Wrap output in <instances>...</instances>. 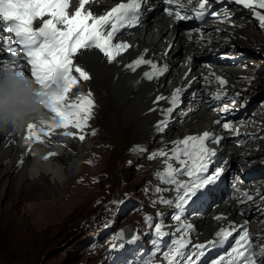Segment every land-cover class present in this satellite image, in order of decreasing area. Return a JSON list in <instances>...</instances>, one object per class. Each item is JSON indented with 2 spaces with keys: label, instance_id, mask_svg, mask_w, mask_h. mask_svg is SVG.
Listing matches in <instances>:
<instances>
[{
  "label": "bare ground",
  "instance_id": "obj_1",
  "mask_svg": "<svg viewBox=\"0 0 264 264\" xmlns=\"http://www.w3.org/2000/svg\"><path fill=\"white\" fill-rule=\"evenodd\" d=\"M73 2L75 4V0H73ZM121 2L126 3L127 0H94V2L89 5V7L93 12L97 14H104L112 7ZM165 7L167 6L163 3V0H146V3L142 5L140 23L135 27L121 30L119 40L127 42L132 47H130L126 52L117 57L118 63L108 64L106 59L96 50L85 52L83 55L78 56L76 58V63L78 61L83 62L84 64L79 66L88 71L92 77L91 80L87 81V84L85 86L84 83H81L80 88L89 90L92 95L93 93L104 94L101 91L107 92L109 89H115L114 94H112L113 97H122L123 102L121 104V108L123 109V111H127V113L125 114L126 126H120V129L123 132L125 130L131 131L132 134L134 132L133 137L140 138L138 141L145 143V148L149 143H151V146L154 144L153 151L150 156H153L154 153H157L161 149L169 151L174 147V144L172 142L180 140L187 135L201 134L204 131H210L214 132L217 136L222 137L219 144H208V147L215 150V154L210 158L208 172L204 173L203 176L214 175L217 170H224L229 165V163H232L229 159H225L226 161L221 160L217 163H213L211 161L217 156V151L223 145L225 146L226 144L224 143L228 141L226 138V129L222 127V124L226 123V121L234 120L237 116L234 115L225 120L223 118V114L220 112L221 109L219 107H211L212 105H210L209 103L207 104L203 101L204 89L207 88L206 86L202 85L207 82V79H204V76H220L226 72L223 70V65L231 64L230 61L225 58L221 60V62L214 63V57L211 56L213 52H217L216 54L219 55L222 52V49L226 47L227 43H233L234 52L230 53L229 51H227L225 54L245 55L249 52V49H251L250 46L253 45L255 39L251 36L250 32H245L244 28H242L243 25L241 29L238 26V28L231 30L230 27L224 25L221 22H213L203 28V32L199 35H201L202 37L211 38L212 41L213 39L219 40L210 43H207L204 39L196 40L191 33L187 32L185 29H182L179 23L174 18L167 15V13L164 11ZM245 13L246 11H242L243 15H245ZM3 35L8 34L3 33V24L0 23V40H2ZM223 38L229 39V41L224 42ZM176 48H178L179 50L183 49V54L178 55L177 53L173 52ZM145 49L148 50L147 54L145 55V59H151L161 66L163 64L168 65V72H166L163 76H160L158 79L149 81L143 77V72L150 70V67L147 65L141 66L135 72L126 70L124 68L125 64L131 62L141 54H144ZM165 53L167 54L165 55ZM5 59H10V56L6 52H4L0 56V60ZM247 62V59L243 60L242 58H240L237 59L234 65L243 67L247 64ZM22 64L26 66L27 74L30 76L31 66L26 65V61H23ZM100 71L108 72V76L105 78H97L96 74ZM227 73H229V75L231 74L230 72ZM238 73H242V71L239 69L235 70L234 75ZM162 87H164V89H162ZM177 88L182 89L180 103H186L187 105H184V107L174 113L175 116L176 114L182 113L186 106H190L189 109L187 108L188 112L185 113V115L173 117L169 114H165L164 111L165 109L171 107L168 101L160 100L157 102L156 97L160 95L164 97H170L174 90ZM74 90L75 88L72 90L73 93L70 92L68 94L69 100H74L76 98L77 91ZM110 102L111 99L107 97L106 103ZM111 113L113 117L115 116L118 118V109L115 108V110H112ZM218 119L221 120V124L214 123V121ZM161 121H167V126L163 131H159L157 129V125ZM231 124L232 122L229 125ZM139 125L142 126V129L137 127ZM133 126H135V131ZM172 128H174V130H172L168 136H164L163 133H167L169 131L168 129ZM154 132L162 133L163 136H161L158 140L155 137ZM26 134L27 127L19 131L10 129L6 132H0V146L6 147L5 153H3L1 160L3 162H7L4 167L0 169V180H3V178L5 179L3 182L4 187L6 185L7 179L9 181V184L15 181V185L17 183L20 187V191L23 193L22 199L29 196H27L28 192L27 194H25L23 190L28 189L29 185L35 182L37 174L41 170L48 168L50 165H55L56 167L63 169L65 172L71 171L72 165L70 164V158L67 155V152L80 157L79 152H76L77 147L74 145V143H79L80 145L83 144V141L79 142L78 138L64 137L62 135H53L50 138H45V143L32 142L30 144H25L24 138ZM125 137H127V135ZM122 139L124 138L122 137ZM229 140H232L234 142L236 141L234 138H230ZM112 142L114 143V141H111L110 143ZM100 143L98 144L100 145ZM122 143L124 145L125 142ZM257 145H259V147H262L264 144L259 143ZM134 146L136 147V145ZM125 147L122 149H125ZM104 148L107 147L101 148L102 151ZM229 149L232 148L229 147ZM247 151L248 150L243 148V150H241L240 152L244 154ZM49 153H56V155L49 156ZM110 154L112 153L110 152ZM91 155L94 156L93 154ZM105 155L107 154L105 153ZM45 157L48 158L45 159ZM81 158L82 156L80 157V159ZM91 159L93 160L92 157ZM165 159V157H156V161L153 164L155 169L153 172H163L165 170ZM95 162L96 161H94V163ZM97 162L95 163L96 165ZM173 163L174 167L178 165V162L173 161ZM96 168L97 167H95V169ZM100 168L98 169V171L100 170ZM93 172L94 170L92 171V173ZM16 173L17 176H14ZM71 174L72 173H70L69 178ZM87 174H90V172H87ZM90 175L93 176L94 174ZM102 176L104 175L102 174ZM223 176L224 173L222 172L219 178L215 179L212 183L206 185L203 188V191H205L206 194H203L202 198L200 197V194H198L196 197L190 199L186 204H184L183 208H175V213H177V210H183V213L179 215L181 216V220H175V222L171 225V229L178 231V233L184 230L182 236L186 240L190 241V243L193 241H198L199 239L206 240L209 237L216 236V233L221 229L231 230L230 226L232 224H235L236 227H239L245 220H247L249 222L248 224L251 225L250 218L252 215H244V213L235 206L234 202L217 201L219 199V196H221L219 191L225 183L221 180ZM53 178L59 181V178ZM69 178L61 182V186L55 192L54 196L47 194L45 198L39 199V201L34 203V205L31 206L28 211L26 210V214L20 213L19 215H37V209L34 208L36 204H48L60 199V192L67 187ZM185 178L186 176L183 175L177 176L178 180H184ZM82 180L84 179L82 178ZM187 181H189V178L187 179ZM157 182H161V179H158ZM84 184H86V182ZM47 186L48 189L52 188L51 184H47ZM82 187H84V185ZM1 189L3 190L4 188ZM11 193L12 191L10 190L8 194L10 195ZM179 194L180 193L175 189V186L171 185L170 193L163 195L162 198L174 201V203L170 205L171 207L172 205H175V202H177V197ZM49 197L51 198L48 199ZM210 199H214L217 201L214 204V210L206 218L202 219L199 215L201 213L198 214V209L204 208V203ZM56 204L57 203H55V206ZM191 209L194 211H190ZM0 215L11 216L17 214L14 211H5L4 208H2V213ZM217 216L227 217V219L217 220L215 219V217ZM11 219L12 218L6 221L10 223ZM253 224H256V226L260 227L264 226V223H260L259 220L253 221ZM188 225H191V228L187 227ZM197 225H200V228ZM10 227L9 224L6 225V229L3 233L5 238H8L15 231L14 229H12V227L11 229H9ZM16 249H18V247ZM16 249L15 252L20 251V249Z\"/></svg>",
  "mask_w": 264,
  "mask_h": 264
},
{
  "label": "snow or ice",
  "instance_id": "obj_2",
  "mask_svg": "<svg viewBox=\"0 0 264 264\" xmlns=\"http://www.w3.org/2000/svg\"><path fill=\"white\" fill-rule=\"evenodd\" d=\"M93 2L94 0H75L74 4L73 0H0V23L3 24V33L8 34L2 36L0 53L6 52L10 56V59L0 60V69L13 71L20 76L28 75L26 66L22 64L26 61V65L31 66L30 77L40 87L41 95L48 97L46 116L27 126L25 144L45 143V138L53 135L83 141V133L92 118L95 101L90 91L69 100L68 94L74 87L81 81L92 79L91 74L76 63V58L85 52L96 50L108 64H113L118 63V56L132 47L119 40V35L122 29L135 27L140 23L142 5L146 0H127L104 14L91 10L89 5ZM163 3L167 6L164 11L177 22L203 20L211 7L209 0H199L198 7L191 10L187 5L192 0H163ZM234 3L252 10L260 28L264 29V13L260 11L264 10V0H234ZM189 11L192 14H188ZM212 15L217 13L213 12ZM147 51L145 49L144 54L125 64L124 68L135 72L147 65L150 70L144 71L143 77L151 81L163 76L169 68L167 64L161 66L151 59H145ZM74 73L78 74L79 79ZM216 79L221 86L227 84L221 77ZM181 92L182 89L177 88L170 97H156L157 102L167 100L171 105L164 110L165 114H171L179 105ZM216 98L220 99L219 94ZM232 102L235 103L234 98ZM229 110L227 106L223 109ZM214 123L221 124V120ZM166 126L167 121H161L157 129L163 131ZM222 127L229 129L230 125L223 123ZM91 134L95 135V130ZM221 139L214 132L204 131L172 142L174 147L169 151L161 149L153 154V158H166L165 170L158 172L157 176L164 183L174 185L180 193L175 202L177 209L183 208L201 189L221 175L222 169L217 170L214 175H201L208 172L210 158L215 154V150L208 147V144H219ZM54 155L56 153H49V156ZM173 161L178 162V165L174 167ZM179 175L188 177L189 181L178 180ZM156 191L160 192L161 189L157 188ZM160 202L166 205L174 203L163 198H160ZM146 219L151 221L150 217ZM174 219L180 221L181 216L176 215ZM215 219L227 217L217 216ZM248 223L245 220L239 227L232 224L231 230L221 229L216 233L217 240L208 241L207 245L195 244L197 251L194 253L187 252L190 241L183 237L175 239L168 250L163 252V258L167 264H193V257L199 259L204 256L203 250L207 246L214 247L231 239L230 248L224 255L214 259L212 264H264V248H260L259 252L253 250ZM187 227L191 228V225ZM154 228L157 237L165 235L162 223L155 224Z\"/></svg>",
  "mask_w": 264,
  "mask_h": 264
},
{
  "label": "rangeland",
  "instance_id": "obj_3",
  "mask_svg": "<svg viewBox=\"0 0 264 264\" xmlns=\"http://www.w3.org/2000/svg\"><path fill=\"white\" fill-rule=\"evenodd\" d=\"M260 11L263 12V10ZM245 15L249 16L250 13L246 11ZM242 21L243 24L247 23L248 17L244 18ZM253 21L255 23L258 22L254 15ZM242 28L246 30V26ZM253 34L256 35L254 31ZM250 48L249 52L245 55H249L253 58V48L251 46ZM176 50H178V48ZM226 52L227 49L224 47L221 53ZM77 63L79 65L84 64L81 61ZM245 67H249L250 70H253V64L250 60H248L247 64L241 67V69H245ZM258 74V79L264 81V70L260 71ZM107 76L108 72L106 71H100L96 74L97 78H105ZM81 83H84L85 86L87 81H81L74 87V91H77L76 95L80 93L87 94L89 92V90L80 88ZM114 90L115 89H109L107 92L101 91L105 96L104 94L93 93L92 97L96 99L95 107L92 110L93 114L88 127L85 128L83 133L85 134V139L81 145L79 143H74L77 147L76 152H79L82 158L80 159L77 155L75 156L67 152L73 171L65 172L55 165H50L48 168L41 170L37 174L35 182L31 183L28 189L23 190L25 194L28 192L27 196L29 195L27 198L24 197V199H22L23 193L20 191L19 185L17 183L15 185V181L9 184L7 179L4 187L3 182L5 179L3 178V180H0V214L2 213V208H4L5 211H14L17 214L11 216L0 215V264H108L106 263L107 260H105L106 257L104 253L106 251L108 252V250H112L119 242L113 237L112 233L110 234V231H114L120 224L132 221L138 226L139 235L145 236L149 225L153 227L157 223L164 224L165 222H167V225H171L175 221V205L170 207V205L159 203L163 195L170 193L171 185L164 184L162 180V183L157 182L159 179L157 176L158 172H153L155 170L153 164L156 158L150 156L154 144L151 146V143H149L145 148V143L138 141L140 138L133 137L134 132L132 134L131 131L125 130L123 132L120 129V126H126L125 114L127 111H123L121 108L123 98L113 97L112 94H114ZM107 97L111 99L112 107L111 102L106 103ZM184 105L185 104L178 105L169 115L175 117L174 113L184 107ZM115 108L118 109L119 112L118 118L115 116L113 117L111 113ZM187 108L189 109L187 106L185 110H188ZM261 109L264 110V105ZM176 116H178V114ZM236 116L237 117L232 121L235 122V120L239 119L242 115L238 114ZM242 117L246 123H250L251 120L257 119L259 115H253V113L249 111L247 115ZM133 127L135 131V126ZM137 127L142 129L141 125ZM93 130L96 132L95 135L91 134ZM168 130L170 132L163 133L164 136H168L174 128ZM154 134L158 140L163 136L162 133L158 132H154ZM126 135L127 137H125ZM122 137L125 140L122 139ZM111 141H114V143H110ZM120 142H125L124 145L126 147ZM98 143H100V145ZM236 143L239 142L237 140L235 142L229 140L224 143L231 145L226 148L231 150L229 147H232L233 156H238L241 154L240 151L245 148ZM261 143L264 144V141ZM134 145H136V147ZM100 147L107 148H104L103 152ZM124 147L125 149H122ZM260 148H264V145ZM5 149L6 147L0 146V169L7 163L1 160L3 153H5ZM110 152L112 154H110ZM105 153L107 155H105ZM89 154H93L94 156H90ZM218 156L222 158L226 156V153L220 151ZM91 157L94 161H98L97 165ZM228 157H231V155ZM218 160L219 159H216L215 161ZM231 162L233 163L232 160ZM232 166L231 164L225 169L227 170L226 173L232 169ZM95 167L97 168L95 169ZM99 168L100 170L98 171ZM93 170L94 172L92 173ZM87 172L94 175L91 176L87 174ZM70 173L73 175L71 174L69 178ZM102 174L104 176H102ZM14 176H17V173ZM53 177L59 178V181L55 180ZM67 178H69L67 187L60 192V199L48 204H36L34 208L37 209V215H19L20 213L26 214V210L28 211L34 203L39 201V199L45 198L47 194L54 196L55 192L60 188L61 182L65 181ZM82 178L84 180H82ZM187 179L188 177L184 180L187 181ZM85 182L86 184H84ZM47 184H51L52 188L48 189ZM83 185L84 187H82ZM1 188L4 189L2 190ZM157 188H160L161 191L157 192ZM10 190L12 193L9 195L8 192ZM50 198L51 197L48 199ZM215 202V200H210L206 203L205 211L204 213L202 212V219L206 218L207 215L214 210L215 206H213V204ZM55 203H57V207ZM16 208H18L19 211ZM203 209L204 208L198 209V214ZM146 217H151V221L147 220ZM10 218L12 219L9 223L7 221ZM7 224L15 231L8 238H5L3 233ZM11 227L9 229H11ZM176 232L178 233V231ZM183 233L184 230L179 232L181 235ZM17 247L18 249H16ZM15 249H20V251L15 252ZM18 254L22 256L19 257Z\"/></svg>",
  "mask_w": 264,
  "mask_h": 264
},
{
  "label": "clouds",
  "instance_id": "obj_4",
  "mask_svg": "<svg viewBox=\"0 0 264 264\" xmlns=\"http://www.w3.org/2000/svg\"><path fill=\"white\" fill-rule=\"evenodd\" d=\"M48 97L28 75L0 69V132L22 130L46 116Z\"/></svg>",
  "mask_w": 264,
  "mask_h": 264
},
{
  "label": "water",
  "instance_id": "obj_5",
  "mask_svg": "<svg viewBox=\"0 0 264 264\" xmlns=\"http://www.w3.org/2000/svg\"><path fill=\"white\" fill-rule=\"evenodd\" d=\"M123 234H124V230L121 229V230L119 231V235H120L121 237H124Z\"/></svg>",
  "mask_w": 264,
  "mask_h": 264
}]
</instances>
